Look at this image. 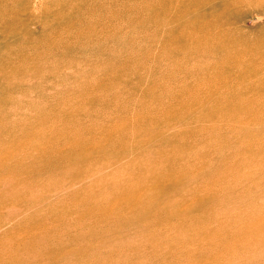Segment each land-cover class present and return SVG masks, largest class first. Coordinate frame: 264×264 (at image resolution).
<instances>
[{"label":"rangeland","instance_id":"374dc122","mask_svg":"<svg viewBox=\"0 0 264 264\" xmlns=\"http://www.w3.org/2000/svg\"><path fill=\"white\" fill-rule=\"evenodd\" d=\"M86 8L92 11L89 15ZM62 16H67L71 24L81 20L97 25L95 30L82 28L84 34L76 38L74 32L61 26ZM199 18L211 24V32L219 34L220 46H214L212 57L204 48L191 50L182 39H176L183 29H195ZM53 30L58 32L55 45L48 37ZM197 39L192 37L194 42ZM188 53L203 67L187 59ZM175 66L183 67L184 73L187 69L204 74L205 89L215 91L210 94L211 101L189 114L159 120L152 111L158 102L150 100L147 93L156 95L161 91L159 86L167 91L176 84H195L194 77L172 70ZM164 78L168 82L162 83ZM236 86L241 89L234 92ZM220 90L235 104L249 103L258 112H241L237 120L246 124L241 128L208 116L210 104L221 100ZM163 98L162 103L168 101ZM59 110L80 121L82 132L67 130L77 134L68 135L73 139L78 134L82 139L92 138V154L87 160H77L76 153H60L58 149L45 157H29L25 150H14L15 160L0 165V170L11 169L7 174L2 171L5 175L0 180L4 188L0 189V221L5 222L11 235L20 237L29 230V234H46L47 243L56 245L53 233L47 231H61L68 222L73 229V222L90 219L92 237L79 244L73 237L59 251L51 248L59 261L264 264V249L250 244L242 232H234L251 223L260 228L255 214L258 209L264 212V182L259 181L264 174V158L241 159L242 146L256 144L257 133L264 131V120L259 125L250 124V120L256 123L264 118V0H0V142L8 143L23 123L47 140L40 132H52L54 135L46 134L55 139L58 129L77 128L74 122H64ZM125 121V130L128 126L132 129L133 139L128 131L120 138L106 134ZM229 134L239 136V143H229L227 148L232 162L228 155L223 159L233 175L226 177L235 187L231 197L219 190L221 184L214 187L206 175L217 170L218 156L200 148L211 143L218 147V136ZM33 140L26 141L32 144ZM70 145L67 139L65 146ZM234 151L238 157L232 159ZM113 155L118 156L116 161L107 160ZM143 156L151 161L147 166L141 160ZM177 158L189 162L190 172L198 173L187 180V189L191 182V188L210 184L211 190L197 195H189L193 190L187 189L179 193L177 176L168 163ZM100 165L102 169L97 170ZM86 169L90 171L87 174ZM238 169L243 170L244 177L234 173ZM62 180L65 184L56 187ZM45 184L53 185L45 188ZM141 187H147V191ZM213 193L211 201L218 210L211 220L206 206L211 205ZM147 196L151 202H144L147 208L141 207L139 202ZM125 199H129L126 204ZM162 201L169 206L162 209L158 204ZM95 202L101 203L93 205ZM133 211L144 214L147 220L134 221ZM97 212L106 220L97 222ZM96 227L102 230V238L95 235ZM75 230L85 234L83 228ZM219 232L223 244L213 242L217 258L208 262L204 258L210 255L206 246L211 241L206 236L216 238ZM233 233L240 235L236 238ZM194 236L199 238L197 244L187 246V238ZM20 240L21 245L27 242L25 238ZM3 241L0 239L1 246ZM187 248L191 251L183 252Z\"/></svg>","mask_w":264,"mask_h":264},{"label":"bare ground","instance_id":"6f19581e","mask_svg":"<svg viewBox=\"0 0 264 264\" xmlns=\"http://www.w3.org/2000/svg\"><path fill=\"white\" fill-rule=\"evenodd\" d=\"M195 7H197V5H195ZM87 10H85V14L89 15L92 11L88 8H86ZM33 11V10H32ZM207 12V11H206ZM208 15H211V12H208ZM203 18V17H201ZM201 18L198 19V23H197V27L195 29H183V34L180 36H177L176 39H182L183 43L185 45V47H189V49L191 50H197L200 48H204L205 50V54H208L209 56L212 57L213 52L214 51V46H220L219 42L217 41L219 34H216L214 32H211V24L209 23V25L207 23H205V21L203 22V20H201ZM58 22V21H57ZM59 22L61 23V26L65 29V31H68L69 29L71 30V32L75 33V37L76 38H80L84 32L82 31V28L84 30H95V25L97 24H93V22H89V23H85V21H77L74 24H71L69 21V18L67 16L63 17L59 20ZM58 22V24H59ZM56 24V28H57V23H54V25ZM60 25V24H59ZM75 26L76 28H78V31H75ZM61 28V27H59ZM171 33V32H170ZM169 35H172L170 34ZM58 34V32L56 31H52L49 39L50 42L55 45V35ZM178 34V32H177ZM210 36H211V40H210ZM47 37V38H48ZM192 37H197V41L194 42L192 40ZM46 39L45 41L49 40ZM202 39H206V40H202ZM42 40V39H41ZM43 44V41L41 42ZM175 43V42H174ZM173 43V44H174ZM195 44H197V46H194ZM23 49V47H22ZM46 57V56H45ZM187 59L192 60V62H195V65L198 66V63L195 59L192 58V54L188 53L186 56ZM46 60V59H45ZM37 63H35L36 65ZM201 66L202 64L199 63ZM173 67V66H172ZM203 67V66H202ZM206 70H210L209 66H205L204 67ZM186 69V68H185ZM172 70H176L179 71L178 73L184 75L186 77H194L195 80L193 83H195L194 85H185V84H176L173 85V87L168 88V90H164L161 88V86H159V88L161 89V91L159 93H157L156 95L152 94L150 91L147 93V96L150 100H152L153 102H158L157 105L152 108L153 113H155L156 115H158L160 117L159 120H166L169 117L175 116L177 114L179 115H184V114H189L190 111H192L193 109H197L198 107H200L203 104L206 103V101H211L210 100V94H211V90L210 89H205L204 84L206 83L205 81V77L204 74L198 73V72H189L186 69V73L182 72L185 71L183 67H178L175 66ZM219 72V71H218ZM220 73V72H219ZM172 76V75H171ZM200 76V78H199ZM217 75L215 74L214 77H216ZM168 82V80L166 78L163 79L162 83H166ZM160 83V82H159ZM156 84V86L159 85ZM154 85V82H153ZM241 88L239 86H236L233 88L234 92L235 91H239ZM245 89V88H244ZM222 90V89H221ZM220 91V99L219 101H215V103L213 102L212 104H210L209 107V113L208 116L211 117H217L220 120H226L228 122H230L231 126H233L234 128L238 127L241 128L243 126H245V122H239L237 119L240 115L241 112H244L245 110H251L254 112H258V110H255L254 107L250 108L249 107V103L245 104L244 102H238L237 104H235L232 101V97H224L225 93H222ZM215 91V90H214ZM214 91L212 92V94L214 93ZM233 92V94L235 95V93ZM169 96V97H168ZM236 96V95H235ZM163 97H165L168 101L162 103V100L164 99ZM220 102V103H218ZM229 109V110H227ZM263 112V111H262ZM258 114V113H256ZM256 114L253 115V119L257 118ZM59 115H61L62 120L64 122H69V123H73L76 125L77 128H74V126L71 129H64V128H60L58 129V136L57 138H51L49 135H54L52 132H48L46 131V133H48L49 135H47L45 132H40L43 133L47 136L48 140L46 138H44L43 136H41L39 134V132L34 131V129H30L29 126H26L27 124L23 123L22 126L20 124V129L19 131H17L15 133V135L13 137H11L10 141L7 143V141L4 142H0V165L3 164V161H13L15 159H12V152L14 150H25L27 153H29V157H35V156H46V155H51L53 153H55L56 149L59 150L60 153H65V154H72V153H76V159L77 160H87L88 157H90V155L92 154L90 149V145L93 143V139L91 138H87V139H82L83 135L82 134H78V138L76 137L77 134L72 133L71 134H75L76 136H74V139L72 136H70V131H74L78 130L80 132H82L81 130H83L81 128V123L80 121H77L73 119V114L65 111V110H59ZM264 116V115H263ZM54 119V118H53ZM157 119V118H156ZM170 120H172V118H170ZM264 118H262L260 121L256 122V123H251L250 120V124L251 125H259V123L261 121H263ZM128 122H124L123 124L117 123L115 126V129H108L106 131V134L110 135L112 134V137H114L117 134V137H123V136H127L126 131H128L130 133V138L133 139V135L134 133L132 132V129L129 128V126L127 127V129L125 130V126ZM85 124V123H84ZM137 124L139 125V127H141V123L137 122ZM248 123V125H250ZM113 125V124H112ZM136 125V124H135ZM34 127V124H33ZM50 129V128H49ZM107 129V128H106ZM37 130V129H36ZM147 130V129H145ZM105 132V131H104ZM103 132V133H104ZM70 134V135H68ZM41 137V140L38 139V136ZM235 135V134H233ZM257 137H258V142H256V144H249L247 146H242V150L243 153L241 155V159L243 158V160L247 161L248 159H257L258 157H262L264 158V131H259L257 133ZM118 138V140H119ZM219 142H217L215 145H217L218 147L213 146L214 143L211 144H206L205 146L203 144H201L200 148L201 150L209 153L212 152L214 154H216L218 156V161L217 163L219 164L216 168L214 169V171L208 172V174H206L208 177H210V180L212 181L214 187L217 184V188H221L219 189L220 191L223 190V192L227 193L230 197L234 194V190L235 187H233L231 184H229V182L226 180V177H232L233 175L230 174L231 171H229V168L227 166L226 161H224L223 159H225L224 156L228 155V161H231V152L227 153V148L229 143H239L238 139L239 136L235 135V138H233L232 134H229V136H222L219 135ZM233 138V139H232ZM27 139H34L32 144H28L27 143ZM69 139L70 142V146H65V142L66 140ZM254 138H251V141H253ZM198 141L196 142V144L194 145H198ZM119 147H123L122 149L126 150L127 148H125V145L118 143ZM246 147L248 148V151L246 150ZM130 149V148H129ZM74 151V152H73ZM151 150H149L150 153ZM246 151L248 152L249 155H247ZM234 154H232V159L233 158H237L238 157V152L234 151ZM2 156V157H1ZM118 158L117 155H113L110 157H107V160L114 162L116 161V159ZM141 160H144V163L146 162V166L151 162L149 157H145L143 156V158ZM182 160V159H181ZM73 161H76L73 159ZM6 163V162H5ZM76 163V162H75ZM144 163H140V164H144ZM168 163L170 164V167H172V170L174 175L177 176V181L176 183L178 184L179 188H178V192L180 193V190H184L187 189V180H191L193 178H196L194 175H198L194 174L192 172H190L189 170L191 169L190 165L188 164L189 162L186 161H180L179 158L177 159H171L170 161L168 160ZM15 165H19V162H16ZM98 166V165H97ZM102 169V165H100L97 170ZM14 170V168H13ZM17 170L20 171L19 168H17ZM2 171L6 174L11 172V169H3L0 170V180L1 179V175H5L2 174ZM15 171V170H14ZM86 169V171H84L85 174H87L88 171ZM243 170L238 169L237 172L234 173H238L241 175ZM151 173V172H150ZM190 173V174H188ZM192 173V175H191ZM230 174V175H229ZM191 175V176H190ZM223 175V176H221ZM263 177H261L259 179V181L264 182V174H262ZM225 176V177H224ZM188 177V178H187ZM241 177H244L241 175ZM220 178H225V179H220ZM195 182V181H194ZM227 183V184H226ZM64 181H59L58 184H56V187L59 186L60 188L64 185ZM99 184V182H98ZM221 184V186L219 187V185ZM235 185V183H233ZM53 184H45V188H50ZM191 185H193L191 182L188 185V189L187 190H193L190 192L189 195H197L199 193L205 194L204 191H210L212 186L210 184H203L201 187H193L191 188ZM139 185H136L135 187H137ZM234 188V190H233ZM0 189L4 190V188L0 187ZM142 191H147V187H141ZM150 191H152L150 189ZM218 193V192H217ZM208 195V194H207ZM215 197V194H212V197L210 198V203L209 206H206L208 208V210H210V216H211V220H214V217L216 215V211L218 210L216 208V206L212 203V199ZM119 199V198H117ZM151 199L149 196H147L145 199H142L139 203H141V207H146L143 206L144 202H151ZM129 199H125L124 204L128 203ZM250 202V201H249ZM101 202H95L93 203V205H97L100 204ZM138 204V203H137ZM160 204V207L162 209L166 208L169 206L168 202H160L158 203ZM113 207H118V205H115ZM147 208V207H146ZM262 209H258V213H256V217L259 220V222L261 223V227L263 228H258L254 225L249 224L248 226L245 225L244 229L242 231L235 230L234 232H242L240 234H243L246 236L247 239H249V243L250 242H254V245H258L259 246V250L264 249V233H263V229H264V212H261ZM255 213V212H254ZM97 214L100 216L97 219V222H99L100 219H105L106 216H104L102 213L97 212ZM133 220L134 221H139L141 219H145L147 220L146 216L144 214H139L133 211ZM90 217V216H89ZM240 217V215H238L235 218ZM84 219V218H83ZM106 220V219H105ZM62 221V218L61 220ZM64 222H67L65 219L63 220ZM90 219H85V221L83 220V222H78V223H74L73 222V229L70 227L69 222L63 224L65 229H62L61 231H55V230H49L47 231V233H53L52 234V239L57 240V244H53L52 242H50V244H48V239L46 237V234H41V235H37L36 233L31 232L29 234V230L26 232V234H22L20 237H17L18 235H11L10 231L11 230H6L5 228V222L2 220L0 221V229H2V233L0 234V239L3 241V239H5L3 241V246L0 245V264H49L50 261H53L54 264H64L63 261H59V258L57 259V255L56 253L51 252V248L55 251H59V249H61V247H64L67 245L68 240L72 239L73 237L76 240V243H80L81 240L86 239L88 236L92 237V229L88 226V224ZM198 221V220H197ZM229 221V220H228ZM226 221V222H228ZM234 221V219H233ZM115 224V223H114ZM75 228L77 229H84L85 234H78L77 231L75 230ZM228 230L230 231L229 228H231L230 226L227 227ZM33 229V228H32ZM30 229V230H32ZM43 229L39 230L42 231ZM80 232V231H79ZM237 233H233L234 236H236V238H238L240 234ZM102 230H100L98 227H96L95 230V235L99 236L102 238ZM215 235V233H213ZM11 235V237H10ZM208 235V234H207ZM221 232H219L217 234V237L215 238V236L213 235H208L207 240L211 241L210 243H208V245L206 246L207 249L209 250L210 255H206L207 258H204L206 261L208 259L214 262L216 261L217 258V254L213 253V242H217L219 241L220 244H223V240L221 237ZM19 238H25L27 240L26 243H24L23 245L20 244V241H18ZM199 238L191 237V238H187L186 240V245L187 246H194V244H197V240ZM251 244V243H250ZM249 244V245H250ZM50 249H46V248ZM55 247V248H54ZM93 248H101L99 246H93ZM23 249V250H21ZM25 251H27V254H25ZM191 251L189 248L185 249L183 252H189ZM258 251V249H257ZM263 251V250H262ZM213 253V254H211ZM257 253V252H256ZM25 254V255H24ZM39 256V257H38ZM62 257V256H61ZM64 258V257H62ZM43 261V263H42ZM260 262V261H259Z\"/></svg>","mask_w":264,"mask_h":264}]
</instances>
